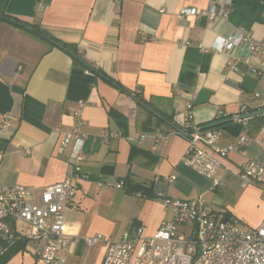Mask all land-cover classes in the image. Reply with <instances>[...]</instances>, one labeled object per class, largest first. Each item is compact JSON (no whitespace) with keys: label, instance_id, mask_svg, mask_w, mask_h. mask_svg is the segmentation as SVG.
Segmentation results:
<instances>
[{"label":"crops","instance_id":"crops-1","mask_svg":"<svg viewBox=\"0 0 264 264\" xmlns=\"http://www.w3.org/2000/svg\"><path fill=\"white\" fill-rule=\"evenodd\" d=\"M218 1L0 0V116H12L10 128L0 136V185L40 191L69 176L71 151L58 154L57 149L83 102L82 131L101 146L90 152L91 145L83 153L81 176L64 211L66 235L118 240L125 231L141 227L143 237H152L172 218L164 199L205 200L217 187L182 164L187 140L162 119H173L191 105L193 122L205 128L233 122L242 106L248 113L264 110L261 57L245 45L221 52L213 48L238 27L264 40V2L231 0L223 5L225 17L209 21L206 13ZM183 9H196L198 15L180 17ZM31 25L72 46L76 56L35 35ZM136 91L151 108L135 101ZM261 115L249 118L252 133L264 126ZM216 128L220 146L233 142L230 130ZM105 131L121 137L106 145L101 140ZM141 134L147 136L139 140ZM253 157H262L261 151L249 145L244 156L231 154L222 163L233 176L244 158ZM104 166L109 168L102 172ZM125 180L150 187L155 197L142 199L139 192L115 188ZM241 199L257 204L264 220V199L256 188L242 189ZM211 203L218 205V200L214 197ZM210 210L242 223L247 217L236 216L234 204ZM7 225L15 232L29 228L13 221ZM40 247L22 239L0 244V264H37ZM102 253L100 246L91 248L83 264H102ZM83 255L80 245L66 256L67 264H81Z\"/></svg>","mask_w":264,"mask_h":264},{"label":"built area","instance_id":"built-area-1","mask_svg":"<svg viewBox=\"0 0 264 264\" xmlns=\"http://www.w3.org/2000/svg\"><path fill=\"white\" fill-rule=\"evenodd\" d=\"M230 1L211 2L206 13L208 20L225 17L227 14L223 5ZM189 15H198V12L196 9H183L179 14L180 17ZM239 45H245L264 61V40L252 38L241 27L236 28L228 39L216 42L213 48L220 52L230 51ZM251 73L257 75L254 69ZM84 106L83 102L78 103L72 127L63 135L57 149L58 154L68 149L71 151L69 161L72 172L69 176L40 191L24 186L0 185V244L22 239L41 245L35 254L37 264H67L66 256L80 245L84 250L81 264L87 252L95 246L103 249L102 264H264V220L258 227L251 228L235 217L213 214L203 198L164 199L162 203L170 209L172 218L162 222L152 237H143L141 227L133 232L125 231L118 240L102 235H66L63 232L64 211L71 205L75 181L81 176L80 163L87 139L82 131L81 109ZM247 113L242 106L233 121L240 126V131L226 146L218 144V128H203L193 122L191 105H186L184 111L172 119V128L174 134L187 140L182 164L211 179L214 188L221 186L224 178L232 174L222 161L231 154L244 156L249 145L259 148L262 157L244 158L234 176L239 180L241 189L254 187L264 199V126L252 133L249 119L239 118ZM218 117L222 114L219 113ZM260 117L264 123V113ZM11 122L10 114L0 116V136L10 128ZM146 136L141 134L138 139ZM120 137V133L105 131L101 140L107 145L111 139ZM155 138L162 139L159 135ZM127 140L136 141L131 137ZM22 152L24 155L29 153L28 150ZM219 172L221 176H218ZM97 186L104 187L101 183ZM123 186V183H118L115 188L122 190ZM8 221L23 223L29 228L15 232L8 227Z\"/></svg>","mask_w":264,"mask_h":264},{"label":"rangeland","instance_id":"rangeland-1","mask_svg":"<svg viewBox=\"0 0 264 264\" xmlns=\"http://www.w3.org/2000/svg\"><path fill=\"white\" fill-rule=\"evenodd\" d=\"M229 175L231 176H228V178L224 181V183H222L221 186L217 187L215 191L210 192L205 197V200L209 205L208 207L220 209L227 207V205H237L238 211L236 212V216H238L239 214H245V216L247 217H243V219H241L245 224L247 223L251 225V222H253L259 225V222L261 221L260 207L257 204H254L253 202H248L243 199L240 200L242 189L240 188L239 180L233 177L234 175ZM214 197L218 200V205L211 203ZM89 257L91 258L92 255H89ZM80 259V257L77 258L78 261ZM87 263H89V261H87Z\"/></svg>","mask_w":264,"mask_h":264},{"label":"trees","instance_id":"trees-1","mask_svg":"<svg viewBox=\"0 0 264 264\" xmlns=\"http://www.w3.org/2000/svg\"><path fill=\"white\" fill-rule=\"evenodd\" d=\"M254 1H261V2H264V0H254ZM3 19L7 20V21H11L13 24L17 25V26H20V27H23L24 25H22L21 23H19L18 21L16 20H13L11 19L10 17L6 16V15H2ZM30 28H32V32L43 38L44 40L48 41L49 43H52V44H56L58 45L61 49L63 50H66L68 53L72 54L74 57L76 56L75 55V51L73 49L72 46L70 45H66V44H63V43H59L57 42L56 40H54L52 37L48 36L46 33H44L43 31H41L40 29H38L37 26L35 25H31ZM103 78L109 82L111 85H113L114 87H116L117 89H119L120 91H123V89L119 86L118 83L114 82L113 80L105 77L103 75ZM133 98L135 99V101L140 104V105H143L145 106L146 108H151V105L149 103H146L141 95H140V92L139 93H135V94H132ZM258 119V118H257ZM255 119V120H257ZM166 124L168 125H172V118L171 117H164V119H162ZM223 127H226L228 130H230L232 132V134L234 136H236L238 134V132L240 131V126L238 124H233V122L231 123H228V124H225L223 125ZM109 167H102V172H105ZM123 190L125 192H128V193H133V192H139L140 193V198H153L155 197V195L152 193L151 191V188L150 187H144L138 183H135V182H132V181H129V180H125L123 182Z\"/></svg>","mask_w":264,"mask_h":264},{"label":"water","instance_id":"water-1","mask_svg":"<svg viewBox=\"0 0 264 264\" xmlns=\"http://www.w3.org/2000/svg\"><path fill=\"white\" fill-rule=\"evenodd\" d=\"M263 113H264V110L254 111L252 113H247L245 115H242L239 118L249 119V118L257 117ZM230 122L231 120H226V121L211 124L210 126H207L205 128H216V127L222 126ZM100 143H101L100 140L93 141L92 137H88L83 146V153L87 154L89 152V149L91 148V145H92V149L90 152H97L100 149V146H101Z\"/></svg>","mask_w":264,"mask_h":264}]
</instances>
